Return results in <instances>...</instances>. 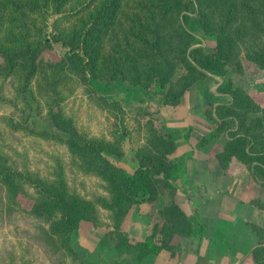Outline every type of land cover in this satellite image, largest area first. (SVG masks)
<instances>
[{"label":"rangeland","instance_id":"1","mask_svg":"<svg viewBox=\"0 0 264 264\" xmlns=\"http://www.w3.org/2000/svg\"><path fill=\"white\" fill-rule=\"evenodd\" d=\"M193 1L194 10L179 12L173 10L167 0L123 1V13H139L141 21L147 19L143 26L155 28L159 33V46L172 69L167 86L172 91H182V101L177 105H163L158 113H148L150 108L147 107V102L159 103L160 99L151 98L139 87H131L126 79L110 82L99 80L87 84L79 76L70 79L69 83L59 84L61 90L57 99L59 116L72 123L79 137L104 145L111 160L129 169L136 166L139 156L148 165L154 183V193L148 199L144 198L150 210V219L145 223L146 226H142L145 232L136 231L133 223L135 219L131 216L140 201L128 212L123 229L131 238H137L150 232L154 224L169 227L168 246L163 250L167 258H163L170 264H194L202 246L197 232L193 229L190 201L187 197L181 202L176 201L173 183L168 186L162 179L163 152L170 148L166 156L176 160L171 155L177 145L162 121L185 115L187 103L190 101L187 94L193 89L203 102L200 107L201 119L209 121L212 126L206 134L216 125L215 120L205 112L207 105L212 104L214 110L216 105L227 104L242 122V128L246 129L248 126L249 131L255 134L258 140L264 141V121L259 123L258 120H251L253 116L261 115L257 109H264V66H260L246 55L250 47L264 43V12L259 9L260 1ZM46 6L41 0L35 8ZM68 8L65 5L60 10L52 7L42 9L43 18L37 20V28L41 32L39 36L50 39L51 43L44 45L39 40L43 45L33 54L40 58V64L45 65L47 61L56 60L61 56L62 47L55 41V37L66 21L64 16L59 17L62 15L59 12H65ZM131 10L134 12H130ZM120 20L116 35L119 31L121 38L123 30L127 27L123 17H120ZM204 24L215 28L221 34L226 58V70L222 74L200 66H196V69L185 66L186 58H191L188 50L192 45L211 46L216 42L215 34L206 31ZM108 42L109 40L106 44ZM2 63L0 57V65ZM226 82L239 86L250 95L249 109H239L231 94L218 89V86H223ZM26 88L30 90L32 99H27L26 94L22 93V89ZM49 90L43 83L34 79L24 82L17 77L6 76L0 67L1 148L13 169L22 175V189L17 192L19 206L11 202L0 184V264H86V261L111 264L117 258L112 243L114 233L108 234L105 243H101L103 234L112 228L111 210L103 205L104 200L109 197L105 179L79 153L69 149L59 135L46 136L21 128L15 129L5 120L6 116L12 115L14 120L21 122L26 112L30 111V117L38 127L50 128L52 124L47 119L50 101L45 95ZM143 96L146 102L140 100ZM170 136L173 147L168 139ZM216 136L222 137L223 148L226 141L224 129L217 134H210L207 141ZM217 160L219 168L232 176L240 178L247 174L254 178L238 161L232 160L224 167L218 156ZM40 182L52 185L63 183L69 192L89 200L94 206L93 219L80 222L78 229L70 233L69 245H61L60 238L50 230L48 220L43 215L30 211L32 204L39 198ZM164 192L166 194H163ZM251 194L264 211V190L256 180ZM167 195L169 200L165 202ZM191 195L201 208V194ZM174 204L180 205L189 217L184 218ZM181 220L185 221L181 223ZM250 226L254 239L249 250H240L238 257L233 258L216 255L214 259L208 260L204 257L206 264H232L234 258V264H257V261L264 264V223L255 221ZM243 227H236L233 235L236 243H246ZM203 249L202 255L206 256L210 248L205 246ZM124 264H133V261L126 258Z\"/></svg>","mask_w":264,"mask_h":264},{"label":"trees","instance_id":"2","mask_svg":"<svg viewBox=\"0 0 264 264\" xmlns=\"http://www.w3.org/2000/svg\"><path fill=\"white\" fill-rule=\"evenodd\" d=\"M39 1L41 0H0V57L3 60L0 67L6 76L11 75L24 82L27 79H34L50 89L45 95L50 101L47 119L52 126L38 127L30 117V111L26 112L21 122L18 119L14 120L12 115L6 116L5 120L15 129L21 128L46 136L59 135L69 149L79 153L105 179L109 197L104 200L103 205L111 210L112 228L103 234L101 243H105L108 234L114 233L112 243L117 258L111 264H124L126 258H131L133 264H145L149 255H155L168 246L169 227L154 224L151 231L143 237L131 238L123 229V223L133 205L142 198L148 199L154 193V183L148 165L139 156L136 166L129 169L111 160L104 145L79 137L72 123L59 116L57 99L61 90L59 84L69 83L70 79L79 76L87 84L99 80L110 82L126 79L131 87H139L145 94L158 96L159 103L147 102V107L150 108L147 110L148 113H158L163 105H177L182 101L183 95L182 91L175 92L167 86L172 69L159 46L160 35L155 28L143 26L147 19L141 21L139 13H123L124 0H43L47 6L36 9ZM167 1L170 2L168 5L178 12L194 10L193 0ZM258 1L259 9L264 12V0ZM65 5L69 8L65 12H59L62 14L59 17L64 16L66 21L55 37V41L62 47L61 56L56 60L47 61L45 65L40 64V58L33 53H36L35 51L43 44H50L51 40L39 36L41 32L37 28V20L43 18L42 9L52 7L60 10ZM120 17H123L127 27L123 30L121 38L119 31L116 35L122 20ZM203 27L215 34L216 42L211 46L192 45L188 54L193 60L186 58L185 66L189 69L200 66L222 74L226 70V58L220 39L221 34L213 27L205 24ZM107 40L109 42L106 44ZM254 47H250L246 55L260 66H264V43ZM23 86L24 83L21 87ZM218 89L231 94L239 109L245 111L250 108V95L239 86L226 82L223 86H218ZM22 93L26 94L27 99H32L29 89H22ZM140 100L146 102L144 96ZM257 111H260L261 115H255L251 120L263 123L264 109L259 108ZM205 112L215 120L216 125L209 134H203L199 143H205L210 134H217L224 129L226 141L217 154L221 164L225 167L232 160L240 162L264 190V141L258 140L255 134L249 131L248 126L243 129L235 111L227 104L216 105L212 110V104L209 103ZM185 136H188V133ZM168 139L170 146L173 147L171 136ZM1 140L0 129V184L11 202L19 206L17 192L22 189L20 184L22 175L7 161L8 157L1 148ZM169 149L163 152L162 179L164 184L172 186L173 180L179 174L180 166L179 161L166 156ZM38 192L39 198L37 197L38 200L32 204L30 211H37L43 215L48 220L50 230L60 238L61 245H69L70 233L78 229L80 222L93 219V204L69 192L63 183L52 185L40 182ZM187 198L190 201L192 215L198 214L200 204L191 194H188ZM173 206L184 215V218L189 217L180 205ZM183 221L185 220H181V223ZM199 224V233L202 235L205 225ZM253 250L255 256V249ZM85 263L108 264L96 261ZM257 264H260V261H257Z\"/></svg>","mask_w":264,"mask_h":264},{"label":"crops","instance_id":"3","mask_svg":"<svg viewBox=\"0 0 264 264\" xmlns=\"http://www.w3.org/2000/svg\"><path fill=\"white\" fill-rule=\"evenodd\" d=\"M148 96L158 99V96ZM187 97H190L191 104L190 101L189 104L187 103L185 115L181 118L164 119L162 124L172 134L177 144L171 155L173 159L179 161L180 166L179 174L172 182L175 188V200L181 202L188 197V194H201L200 211L191 216L193 229L197 232L202 246L198 250L194 264H206L204 257L208 260L214 259L216 255L233 258L238 257L240 250H249L254 239L250 225L255 221L264 223V211L251 194L255 186L254 178L247 174L237 178L219 168L216 153L222 148V137L216 136L203 144L199 143L202 135L212 126L209 121L201 119L200 107L203 102L199 94H195L191 89ZM187 133L188 136H185ZM168 198L167 195L164 201H168ZM145 200L142 198L137 206L138 209L135 208L131 214L135 219L133 223L136 231L141 233L145 232L142 226H146L145 223L150 219V210L147 206L149 204ZM199 223L205 225L202 235L199 233ZM238 226L240 228L244 226L246 243H236L237 240L233 238ZM204 245L210 248L206 256L202 255V251L205 250ZM162 254L163 251L149 255L145 264H152V261L153 264H170L165 260L167 257L164 254L161 256ZM235 262L234 258L232 264Z\"/></svg>","mask_w":264,"mask_h":264}]
</instances>
